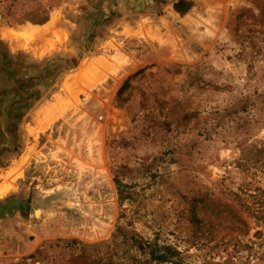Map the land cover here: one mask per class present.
I'll use <instances>...</instances> for the list:
<instances>
[{"label": "rangeland", "instance_id": "374dc122", "mask_svg": "<svg viewBox=\"0 0 264 264\" xmlns=\"http://www.w3.org/2000/svg\"><path fill=\"white\" fill-rule=\"evenodd\" d=\"M179 1L0 0V264H264V0Z\"/></svg>", "mask_w": 264, "mask_h": 264}, {"label": "trees", "instance_id": "16d2710c", "mask_svg": "<svg viewBox=\"0 0 264 264\" xmlns=\"http://www.w3.org/2000/svg\"><path fill=\"white\" fill-rule=\"evenodd\" d=\"M184 4L183 0H180L175 7L177 10L180 12H185L186 10L189 9L190 3L186 4V7L184 9H181L180 6ZM12 66L16 68L15 74L13 75V81L15 82H30L33 83L34 87L28 90V92L25 91V89H21L22 93H18V90L22 88L24 85L17 86L16 91H14V97L10 95V93L6 90L3 91V93L0 96L1 102H0V119L4 124H10L14 118H10L9 115V110H10V105L12 104L13 101H16V99H20L22 101L17 102L16 106L21 107L22 113L21 117L18 119L16 116L14 122L15 128H17L18 124L20 123V120L22 116H24L25 112L32 107L33 103L36 102V100L40 99L44 93L45 88L50 85L47 83V80H45V77H39L40 74V65L38 64H29V65H24L22 62L16 61L12 63ZM27 70H31V73H26ZM3 76V75H2ZM5 79V77L3 76ZM37 80V81H36ZM36 87V88H35ZM16 92V93H15ZM26 92V93H25ZM25 93V94H24ZM27 96L25 97V95ZM29 101V104L24 105V102ZM13 125V124H12ZM12 127V128H13Z\"/></svg>", "mask_w": 264, "mask_h": 264}, {"label": "crops", "instance_id": "0c3cea01", "mask_svg": "<svg viewBox=\"0 0 264 264\" xmlns=\"http://www.w3.org/2000/svg\"><path fill=\"white\" fill-rule=\"evenodd\" d=\"M7 39H9L10 41H8L9 43H12L15 47H14V51L17 52V53H25V55L29 56V57H34L33 54L35 53V56L39 57L40 54H41V51H43V47H45V45H39V44H35L34 42L30 41V42H27V40H22L20 43H14L15 41V38L13 37H8ZM12 41V42H11ZM29 64V63H27ZM26 64V65H27ZM31 65L32 64H35V63H30ZM43 98V97H42ZM40 100V99H38ZM36 100V102L38 101ZM28 118L25 117L24 119L26 120ZM23 120V119H22Z\"/></svg>", "mask_w": 264, "mask_h": 264}, {"label": "bare ground", "instance_id": "6f19581e", "mask_svg": "<svg viewBox=\"0 0 264 264\" xmlns=\"http://www.w3.org/2000/svg\"><path fill=\"white\" fill-rule=\"evenodd\" d=\"M141 1V0H140ZM55 24V18H52L49 22H48V24L45 26V28L47 29V30H49V31H51L53 28H54V25ZM35 28H33V27H31L30 28V30L26 33L28 36H35L36 34H37V32L34 30ZM33 39H35L36 40V38H34L33 37ZM86 65V63L85 64H83V65H81V66H85ZM22 164V159H19L17 162H16V165H15V167H20V165ZM1 193V192H0ZM36 214H39V210H37L36 212H35Z\"/></svg>", "mask_w": 264, "mask_h": 264}]
</instances>
